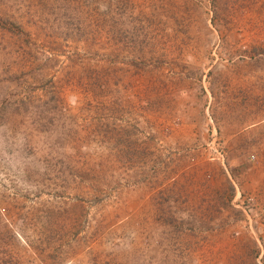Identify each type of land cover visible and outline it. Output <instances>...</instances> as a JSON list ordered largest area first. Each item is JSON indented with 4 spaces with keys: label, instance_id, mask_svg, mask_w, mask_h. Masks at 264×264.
<instances>
[{
    "label": "rangeland",
    "instance_id": "1",
    "mask_svg": "<svg viewBox=\"0 0 264 264\" xmlns=\"http://www.w3.org/2000/svg\"><path fill=\"white\" fill-rule=\"evenodd\" d=\"M0 264H264V0H0Z\"/></svg>",
    "mask_w": 264,
    "mask_h": 264
}]
</instances>
